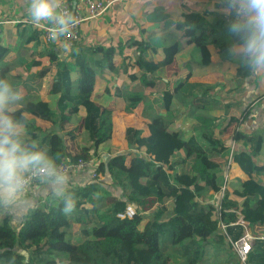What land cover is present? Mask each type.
I'll return each instance as SVG.
<instances>
[{
  "label": "trees",
  "instance_id": "obj_1",
  "mask_svg": "<svg viewBox=\"0 0 264 264\" xmlns=\"http://www.w3.org/2000/svg\"><path fill=\"white\" fill-rule=\"evenodd\" d=\"M214 27L200 14L188 12L172 28L181 31L188 44L199 48L218 42ZM30 35L25 45L32 40L37 46L43 45L39 53L47 60L37 70L29 71L30 63L17 58L21 67L18 73L12 72V47L0 36V75L8 76L32 97L38 96L45 79L51 77L48 92L56 95L55 110L42 101L26 100L18 105V115H30L28 137L38 140L60 162L96 156L113 138L111 116L116 109L122 105L128 112L141 106L144 124L138 130L126 126L124 141L127 150H144L134 153L107 149L106 159L101 158L95 166V177L71 187L75 194L71 214H64L62 204L54 200L28 215L19 231L9 216H0V242L8 246L0 249V258L20 264H104L105 254L107 264H170L176 260L178 264H201L205 247L210 244L227 251L232 264H264L262 136L240 130L245 111L239 110L237 99L218 91L222 87L188 82L189 69L183 71L182 78L179 72L168 77L167 68L179 60V40L148 44L146 40L131 39L126 46L128 51L134 46L131 54L122 51L121 42L117 47L77 42L74 50L60 57V49L43 43L35 27ZM229 45V41L222 40L219 49ZM208 62L207 57L200 60L202 64ZM248 75L239 65L235 77ZM174 101L184 109L174 107ZM211 107L221 109L220 114L210 115ZM79 111L87 140L81 153H76L70 145L74 134L69 125ZM184 114L195 120L193 133L186 137L181 130H170L174 120ZM227 133L233 141L248 145L249 173L239 188L226 184L222 188L218 183L217 170L225 162L229 147ZM178 165L184 166L181 172L176 171ZM104 179L116 185L121 194L104 192L96 201L98 183ZM220 191L217 205L205 199L207 194ZM148 197L172 198L174 204L169 207L156 203L143 214L140 204ZM127 204L133 206V215L119 217L117 213L123 212ZM239 214L254 236L244 262L233 246L244 231L237 223ZM220 222L225 224L224 232L219 229ZM15 242L20 244L19 250L11 247Z\"/></svg>",
  "mask_w": 264,
  "mask_h": 264
},
{
  "label": "crops",
  "instance_id": "obj_2",
  "mask_svg": "<svg viewBox=\"0 0 264 264\" xmlns=\"http://www.w3.org/2000/svg\"><path fill=\"white\" fill-rule=\"evenodd\" d=\"M223 9L224 0H114L100 18L82 23L79 43L86 46L97 45L102 47L116 44L117 47L118 42H121L123 44L122 51L131 54L134 46L130 48V51L126 49L131 39L146 40L148 44L153 41L169 43L175 39L179 40L181 45L179 60L167 68L168 77L174 72H179V78H182L183 71L189 69L188 82L222 87V91H218L224 97L229 96L237 99L240 102L239 110L245 111L240 130L245 134L259 133L263 139L262 152L264 153V73L254 77L248 75L242 79L235 77L239 64L229 55L228 49L233 43L237 42V37L229 32V24L233 16L226 15ZM188 12L200 14L211 25L215 26L214 37L218 41L217 43H209L196 48L187 43L186 37L182 35L181 31L177 32L172 28L174 22L180 21L182 15ZM32 29V22L24 10V0H0V36L3 41L8 42L11 46L14 40L18 41L19 44L24 40L25 43V40L31 36ZM222 40L229 41L230 45L226 49L220 50ZM25 47H36L35 41L32 40ZM149 50L152 55L155 54L152 48H149ZM203 57L209 59L207 64L200 63ZM176 67H179V70H176ZM164 79L167 81V77ZM220 110L217 107H211L208 112L212 116H218ZM79 112L81 113V128H83V115L81 111ZM76 114L78 113H75L71 118V125L74 124ZM183 120L188 121L189 117L184 114L179 120L174 121L171 126H177L178 122L181 124ZM171 126L170 130H179ZM76 130V127L72 128L71 126L70 131L72 134H75ZM191 133H193V129ZM225 141L228 145L230 142L232 146L236 147L234 150L235 158L233 162H230V168L235 165L240 167L239 149L241 147L247 149L248 145L241 140L233 141L230 137ZM245 153H247V156L245 163H243L244 166H248V171L245 172L247 176L249 173V156L247 151ZM244 156V153L241 154V157ZM86 172H88L87 169L69 172L75 181L71 187L90 180L91 175L88 176ZM233 174L235 173L233 172ZM244 178H241V180ZM101 186L103 189L98 186L100 191L95 195L96 201L101 199L104 192L116 196L121 194L120 189L110 182L102 181ZM101 190L103 191L101 192ZM41 196L43 197V194ZM156 198L160 199L161 197ZM163 199L166 198H161V200ZM52 202H54V199L50 196L46 199L42 198L39 206L32 213L35 214L41 206ZM13 225L18 227L15 224ZM209 246L211 250L216 248L215 245L209 244ZM224 263L232 264L229 256Z\"/></svg>",
  "mask_w": 264,
  "mask_h": 264
},
{
  "label": "clouds",
  "instance_id": "obj_3",
  "mask_svg": "<svg viewBox=\"0 0 264 264\" xmlns=\"http://www.w3.org/2000/svg\"><path fill=\"white\" fill-rule=\"evenodd\" d=\"M31 22H47L57 38L75 24V16L64 8V0H24ZM224 13L233 16L229 32L237 42L229 55L251 77L264 73V0H224ZM25 102L19 85L0 75V215H7L22 230L25 218L48 196L62 204V212L75 210V183L68 162L50 154L38 140L28 137V120L18 115ZM43 194V197L41 196Z\"/></svg>",
  "mask_w": 264,
  "mask_h": 264
},
{
  "label": "rangeland",
  "instance_id": "obj_4",
  "mask_svg": "<svg viewBox=\"0 0 264 264\" xmlns=\"http://www.w3.org/2000/svg\"><path fill=\"white\" fill-rule=\"evenodd\" d=\"M172 38V37H171ZM22 43H24V40L21 41V44L18 43V41L14 40L13 44L11 47L12 48V53H11V59L10 61L14 62L15 65L12 67V72H20L21 71V67L17 64V58H23L24 60H26V62H29V71H35L38 68H40L44 63H46V57H41L39 51L42 49V46H37L33 47V48H28L25 47V43L24 45H22ZM53 45V44H51ZM55 46V45H54ZM184 46V44H183ZM60 49V57H64L67 56L72 50H74L72 47L70 46H65V45H61V46H57ZM41 48V49H40ZM195 61V60H193ZM176 70H179V67H176ZM100 81V79H98V82ZM50 86H51V77L46 78L45 79V83L43 88L41 89L40 93L38 94V96L32 97V96H26L24 89L22 88L23 92H24V97H25V101L26 100H30V101H42L45 103H48L49 107L52 110L56 109V105H55V101H56V95L49 93L48 91L50 90ZM103 86L102 83H99V90H102ZM151 90L150 88L148 89V91ZM121 104V103H120ZM120 105V109H116V111L112 114L111 118L114 122V134H113V138L111 141H107L105 143V145L103 146V149L100 151V153L96 156H92L94 161L92 163V165L87 168L86 173H88V176L91 175L92 178V173L94 172L95 166L96 164L101 160V158H105L107 157L108 153H107V149H110V151L112 152H127L128 150L134 152V153H138V152H142L144 149H138V148H130L127 150L126 148V144L124 141V131L126 126L128 125H133L136 129L141 128L144 124V119L145 117L141 114V106H139L138 108L132 110V111H124L123 109H121ZM173 106H180V104L177 101L173 102ZM181 107V106H180ZM182 109H184L183 107H181ZM24 113V115L26 117H29L30 115L26 112H22ZM209 113V112H208ZM20 114V112H19ZM72 118V117H71ZM180 118L174 120L177 121ZM81 113L78 112V114L75 115L74 117V124L72 123V125H69V130L72 128L76 127L77 130L74 132L75 134L73 135V139L70 141V145L72 147V150L76 153H81V147L82 145L86 142L87 140V134L85 132V130L83 131V128H81ZM71 121V120H70ZM38 124H41L43 126H49L48 124H44L41 121L37 120ZM195 123V120L193 118L189 117V120H183L181 124H177V126H171L172 128H177L179 130H184L182 131L186 136H188L189 134H191L192 132V126ZM229 134V133H227ZM230 135H228L227 138H229ZM226 138V139H227ZM123 142V143H122ZM228 149L226 150L225 153V162L223 163L222 167L217 170L218 172V183L221 185V187L223 188L226 185H228L230 188H239V184L241 181V178H244L245 172L248 171V166H244L245 160H246V156L247 153H245V151H247V149L241 147L239 149L240 151V155L238 158H240L241 161V166L239 167L238 165L233 166L232 168H230V162L234 161L235 155H234V150H235V146H232V143L229 142L228 145ZM244 153V157H241V154ZM90 156V155H89ZM106 159V158H105ZM244 162V163H243ZM238 164V162H237ZM184 166L183 165H178L177 167V171L181 172L183 170ZM233 172L235 174H233ZM121 176L124 175L123 172H120ZM238 180V181H237ZM104 181L109 182L108 180L104 179ZM102 182L98 183V186L101 187L103 189V187L101 186ZM221 188V191H222ZM103 190H101L102 192ZM221 191L217 192L215 194H207L205 196V199L215 203L216 205L219 202L220 196H221ZM99 196V195H97ZM156 203H162V204H166L169 207H172L174 204V201L172 198H166L161 200V198H156V197H148L145 200H143L140 204V210L141 213L143 214H147L148 212H150V210L153 208V206ZM16 228V227H15ZM219 229L221 230V228L219 227ZM8 246H6L5 243L0 242V249H4ZM13 249L19 250L20 249V244H18L17 242H15L12 246ZM155 248V247H153ZM206 251H205V255H204V260L201 262V264H225L224 261L228 258L229 253L227 251L224 250H218L217 246L214 250H211L210 246L207 245L206 247ZM239 258V257H238ZM20 264L17 260H6L3 258H0V264ZM103 263L107 264V257L104 254L103 255ZM178 260L171 262L170 264H178Z\"/></svg>",
  "mask_w": 264,
  "mask_h": 264
},
{
  "label": "built area",
  "instance_id": "obj_5",
  "mask_svg": "<svg viewBox=\"0 0 264 264\" xmlns=\"http://www.w3.org/2000/svg\"><path fill=\"white\" fill-rule=\"evenodd\" d=\"M114 0H64V8L71 11L75 16L74 26L62 37H55L53 35V28L47 22H41L40 26H36L32 23L33 27L38 30L39 37L43 43L53 44L56 47L65 45L70 46L74 49V46L80 40V27L85 21L94 20L100 18L111 5ZM94 159L92 156L79 157L77 160L62 161L61 163L68 162V172L72 170H84L89 168ZM92 177H95V172L92 173ZM134 213V208L130 204H127L123 212H118L119 217L132 216ZM237 223H240L243 228V234L233 243V246L238 254V257L242 262L246 258V254L251 248L254 241V236H252L247 227L248 222L243 219L239 214ZM221 231H225V224L220 222ZM264 238V236H262Z\"/></svg>",
  "mask_w": 264,
  "mask_h": 264
},
{
  "label": "bare ground",
  "instance_id": "obj_6",
  "mask_svg": "<svg viewBox=\"0 0 264 264\" xmlns=\"http://www.w3.org/2000/svg\"><path fill=\"white\" fill-rule=\"evenodd\" d=\"M27 42V41H26ZM27 69V68H26ZM204 107V106H203ZM20 109V108H19ZM199 120H201V119H199ZM207 122V121H206ZM210 123V122H209ZM123 143V142H122ZM95 148V147H94ZM121 156V155H120ZM218 173V172H217ZM238 181V180H237ZM238 192V191H237ZM199 197V196H198ZM257 197H258V195H257ZM201 203V202H200ZM159 223V222H158ZM221 228V227H220ZM221 230H222V228H221ZM212 244V243H211ZM30 252V251H29ZM26 253V252H25ZM24 253V254H25ZM237 256V255H236ZM230 260V259H229ZM238 260V259H237ZM233 261V260H232Z\"/></svg>",
  "mask_w": 264,
  "mask_h": 264
},
{
  "label": "water",
  "instance_id": "obj_7",
  "mask_svg": "<svg viewBox=\"0 0 264 264\" xmlns=\"http://www.w3.org/2000/svg\"><path fill=\"white\" fill-rule=\"evenodd\" d=\"M21 253H25V250H22Z\"/></svg>",
  "mask_w": 264,
  "mask_h": 264
}]
</instances>
